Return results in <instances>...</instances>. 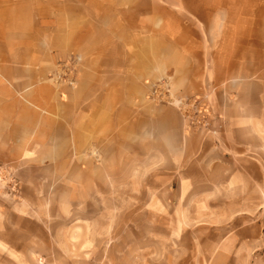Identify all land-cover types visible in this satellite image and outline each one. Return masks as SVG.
<instances>
[{
    "label": "crops",
    "instance_id": "1",
    "mask_svg": "<svg viewBox=\"0 0 264 264\" xmlns=\"http://www.w3.org/2000/svg\"><path fill=\"white\" fill-rule=\"evenodd\" d=\"M209 40L238 59L203 86L193 49ZM168 79L184 97L213 90L214 127L156 109L147 180L98 175L114 109L127 120ZM145 216L143 264H161L162 232L168 264H264V0H0V264H103L137 248Z\"/></svg>",
    "mask_w": 264,
    "mask_h": 264
},
{
    "label": "rangeland",
    "instance_id": "2",
    "mask_svg": "<svg viewBox=\"0 0 264 264\" xmlns=\"http://www.w3.org/2000/svg\"><path fill=\"white\" fill-rule=\"evenodd\" d=\"M129 11V10H126ZM194 12L199 10H192ZM139 14V12H138ZM128 17L137 16V14L127 12ZM140 15V14H139ZM211 26L208 27V30H211ZM194 37L198 36L195 32L192 34ZM197 42V41H196ZM201 42H197L194 45L195 57H193V67L195 69V77L197 82L203 83V86L206 83L212 82L214 84L221 83L224 78L226 79V71L229 69L232 71V65L234 59L233 57L221 56L216 57L215 50L217 49V42L213 40L203 41L201 47ZM204 46L209 48V52H213L214 55L210 57L202 56L204 51ZM259 58H257L258 60ZM69 63H73L75 60L71 58L68 60ZM214 65V67H213ZM218 65V67H217ZM62 67V66H61ZM68 67H71L70 64L65 63L63 65L62 74L65 75V72L69 71ZM64 68V69H63ZM215 68V70H213ZM215 72L214 79L208 78L213 76L212 72ZM129 77V75H128ZM225 81V80H224ZM213 85V84H212ZM179 86H170L169 79L165 83L162 82L160 87L150 90V93L147 95L145 100H137L138 96H133L130 98V104L128 105V119L125 120L121 118L120 109L116 112L114 109V120L112 125L113 131V140L112 153H96L94 154L96 161H107V169L102 170L98 175L103 176L107 174L112 176L114 181L120 180L121 176L125 178L128 175L130 181V190L133 187H136V182L138 178L141 183L147 180L148 173L152 171L151 166L154 160L153 156V137L150 136H141L143 132L151 131L154 129V115L156 109L163 108L165 110L175 109L181 113L186 129L189 130H201V129H211L214 127V113H212L211 107L207 101V92H211V88H204L203 90H187L190 95L184 97L180 92L185 91ZM130 92L135 93L138 90H130ZM222 100H218V104H221ZM119 104L115 102L114 106ZM213 116V117H212ZM121 130L128 131V139L122 138L120 133ZM140 134V135H139ZM124 166V168H123ZM3 203V202H1ZM163 210V208H162ZM151 218L145 216L141 217L138 222L140 223V233L138 236L139 244L137 248L131 249L128 253L126 249L123 248L118 242L112 249V253L109 251L107 257L104 259L103 264H143L146 262V259H152L154 255V249L152 244V235L150 233L151 224L149 222ZM149 228V229H148ZM165 227L162 225V230ZM116 235L118 238L121 236L118 234V230L113 233V237ZM125 236H127L125 234ZM162 236V247L160 249V258L161 264H168V257L179 256V249L170 250L168 247L167 241L168 233H161ZM127 238V237H126ZM115 239V238H114ZM136 234H129L126 241L129 242V247L132 248L136 246ZM116 240V239H115ZM120 241V239H119ZM164 246L166 248H164ZM111 250V249H110ZM105 254L103 255V257ZM125 258V261L122 263L121 258Z\"/></svg>",
    "mask_w": 264,
    "mask_h": 264
}]
</instances>
